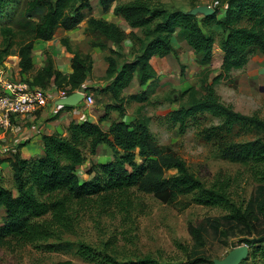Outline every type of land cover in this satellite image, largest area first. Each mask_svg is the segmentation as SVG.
I'll return each instance as SVG.
<instances>
[{
  "label": "trees",
  "instance_id": "obj_1",
  "mask_svg": "<svg viewBox=\"0 0 264 264\" xmlns=\"http://www.w3.org/2000/svg\"><path fill=\"white\" fill-rule=\"evenodd\" d=\"M11 1L0 0V15L9 12ZM216 1L225 8L222 17L219 6H214L215 11L206 15L162 8L151 0H98L100 14L87 18L86 30L102 32L104 38L117 46L126 38L133 44L130 55L109 48L106 78L111 81L106 86L96 87L95 91L110 93L113 100L123 103V90L135 74L141 84L157 75L151 63L154 54L175 52L172 39L177 30L179 39L193 48L198 62L210 65L216 41L212 25H220L224 30L219 41L224 51L220 72L209 80L211 68L202 70L200 86L190 87L186 91L188 101L166 116L173 124L179 123L181 131L199 113L219 117L220 122L204 128L202 135L214 141L225 158L244 164L259 182L264 183V117L258 112L249 114L235 109L217 91V84L233 70L244 68L257 50L264 54V0ZM29 4L33 11L43 10L40 21L22 31L17 39L8 38L7 45L0 49V65L13 54L11 48L16 44L20 72L32 75V79H23L43 89L53 80L59 89H67L70 95L91 75L92 56H82L71 48L66 38L63 39L73 52L72 72L63 73L51 57L46 58L44 66L37 68L33 62V48L37 39H51L57 25L65 29L78 26L85 20L84 10L92 8L91 0H30ZM112 9L124 17L132 29L139 28L141 32H128L102 16ZM3 31L13 32L10 26ZM93 44L108 47L104 41H93ZM150 119L131 122L115 119L108 130L90 120L71 122L66 133L44 134L45 149L39 158L26 159L17 152L10 160L15 189L0 179V206L6 208L0 225V247L23 248L51 239L62 240L78 225L80 210L91 203L97 204L106 214L143 212L145 203L138 192L153 193L165 202L178 194H191L197 203L227 209L232 218L241 223L251 221V212L232 197L228 182L206 184L180 154L158 144ZM236 127L255 132L257 136L238 141L229 138ZM102 146L109 147L116 159L94 164L89 169V174L95 172L93 176L82 179L78 166L89 155L98 154ZM137 154L143 157L142 162L136 161ZM169 169L176 171L167 174ZM191 229L194 235L199 234L198 228L191 225ZM260 249L264 255V247ZM258 251L259 248L255 249L251 255H257ZM78 253L91 261L100 259L108 264H171L152 256L121 261L108 250L88 242L79 243ZM54 264L71 262L61 260Z\"/></svg>",
  "mask_w": 264,
  "mask_h": 264
},
{
  "label": "rangeland",
  "instance_id": "obj_2",
  "mask_svg": "<svg viewBox=\"0 0 264 264\" xmlns=\"http://www.w3.org/2000/svg\"><path fill=\"white\" fill-rule=\"evenodd\" d=\"M92 1V8L85 9L89 16L98 15L95 14L99 8L98 2ZM151 1L162 8L184 11L195 10L204 5L213 8L219 6L220 13L225 10L216 0ZM29 2L30 0H12L9 12L0 15V49L7 45L8 38L17 39L22 31L40 21L43 10L33 11ZM8 26L13 30L9 34L3 31ZM212 28V33L219 42L224 30L218 24L212 25ZM138 30L141 32V29ZM86 34L93 35L90 40L93 43L94 32L86 30ZM65 38L70 45L67 37H62V44L66 45L63 41ZM11 49L13 54L7 57L4 65L8 64L10 58H14L13 55H17V45H12ZM177 51L180 54L182 51L187 52L185 48H178ZM214 52L211 73L218 70L223 61L222 48L216 46ZM34 57L37 58L35 55ZM175 57L173 63L179 65L181 62ZM181 67L184 68L182 64ZM168 84L156 89L148 87L149 99L146 106L158 144L180 154L190 169L206 184L228 182L232 197L243 205V209L251 212V221L241 223L233 219L227 209L197 203L191 194H178L171 201L165 202L153 193L138 192L145 203L143 212L127 214L116 211L106 214L101 212L97 204L91 203L80 210L78 225L72 233L65 234L62 240L51 239L23 248L0 247V264H54L61 260H69L71 264H108L100 259L91 261L82 257L78 253L80 242L106 249L121 261L152 256L171 264H213L225 259L234 248L246 246L251 253L242 264H264L263 251L260 249L264 247V183L259 182L244 164L225 158L215 142L208 141L202 135L204 128L220 122L219 117L207 112L199 113L189 120L184 131L180 130L179 123L173 124L166 115L187 102L189 94H186L187 90H171ZM217 91L235 109L249 114L258 112L264 117V54L257 50L244 68L233 70L230 76L217 84ZM255 136V132L236 127L228 137L238 141ZM115 159L114 152L107 146H102L98 154L89 155L87 162L78 166L81 170L80 177L91 178L95 172L89 174V169L94 164ZM142 160L143 157L137 154L136 161ZM175 171L169 169L166 173ZM7 183L10 184L11 180ZM1 223L2 221L0 225ZM191 225L198 228L197 236L192 233ZM257 248L258 254L251 255Z\"/></svg>",
  "mask_w": 264,
  "mask_h": 264
},
{
  "label": "crops",
  "instance_id": "obj_3",
  "mask_svg": "<svg viewBox=\"0 0 264 264\" xmlns=\"http://www.w3.org/2000/svg\"><path fill=\"white\" fill-rule=\"evenodd\" d=\"M91 3L93 4L92 0ZM95 9H97V6H95ZM224 13L225 10L222 13L219 12V16L222 17ZM95 14H100L99 8ZM102 16L118 23L128 32L135 30L139 33V28L132 29L127 24L124 17L117 15L113 9L104 13ZM88 17L89 14L86 15L85 13L86 21H84L86 23L83 25L80 23L73 29H65L63 26L57 25L52 38L49 40L38 39L33 48V62L35 66L39 68L46 64L47 57H51L57 69L61 70L63 73H71L73 52L69 51L67 45L61 42L62 37L69 38L70 45L74 47V50L80 51L82 56L90 54L94 61L92 74L84 82L83 86L75 91H82L84 94H93L96 101L93 104H88L84 96V98L76 104H60L59 100L65 95L62 96V89H59L52 80L47 87L49 96L46 106L26 114L15 116L13 127L9 130L0 132V179L8 187L15 189L13 169L10 161L11 158H13L17 152L26 159H37L42 156L45 149L43 140L44 134L53 132L66 133L71 122L82 123L86 120H90L98 122L102 128L108 130L112 121L115 119L123 118L128 122L136 119L144 120L148 117V107L146 106L149 99L148 87H154L156 89L157 87L164 86L165 83H169L168 88L171 90L178 88L184 92L193 85L200 86L202 83L201 77L199 76L200 72L208 66L212 68L213 59L210 65H202L199 63L193 48L185 40L179 39L177 30L172 39L175 52L167 55L154 54L151 58V63L157 71V75L146 83L141 84L138 74H135L132 81L123 90V103L113 100L110 93H96L95 91L96 87L106 86L111 81V79L105 78L108 68L106 56L109 54L110 47L117 48L123 54L130 55L133 42L130 38H126L121 42L120 46H117L113 41L104 38L102 32L96 31L94 32V40L104 41L107 43L108 47L102 48L99 45H93V43H90L93 35L88 36L86 34ZM216 46L221 49L217 40L213 46V58ZM178 48H185L187 52L185 53V51H182L180 54L177 51ZM34 55L37 56L36 59ZM13 56L14 58H10L11 60L8 61V64L0 65V73H4L13 78L32 79L31 74L20 72L19 56ZM175 56H177L181 62L179 65H174L173 63V57ZM181 64L184 68L181 67ZM221 65L218 70H214L210 73L209 80L220 72ZM171 80H173V83H170ZM86 162L87 161H85V163ZM78 170L81 172L80 169ZM9 180H11L10 184L7 183ZM5 215L6 208L2 205L0 206V222L2 221L3 223Z\"/></svg>",
  "mask_w": 264,
  "mask_h": 264
},
{
  "label": "built area",
  "instance_id": "obj_4",
  "mask_svg": "<svg viewBox=\"0 0 264 264\" xmlns=\"http://www.w3.org/2000/svg\"><path fill=\"white\" fill-rule=\"evenodd\" d=\"M67 89H62V96ZM48 91L32 85L23 78H13L0 73V132L13 127L15 116L44 107L48 103ZM88 104L95 102L93 94H85Z\"/></svg>",
  "mask_w": 264,
  "mask_h": 264
},
{
  "label": "water",
  "instance_id": "obj_5",
  "mask_svg": "<svg viewBox=\"0 0 264 264\" xmlns=\"http://www.w3.org/2000/svg\"><path fill=\"white\" fill-rule=\"evenodd\" d=\"M215 11L213 7L210 6H201L191 12L198 13L203 12L206 15L212 14ZM85 94L82 91H75L70 95L62 97L59 102L63 105H72L78 103L84 98ZM250 255V249L246 246H238L230 251L228 256L223 259L214 262L213 264H240L243 260H246Z\"/></svg>",
  "mask_w": 264,
  "mask_h": 264
},
{
  "label": "clouds",
  "instance_id": "obj_6",
  "mask_svg": "<svg viewBox=\"0 0 264 264\" xmlns=\"http://www.w3.org/2000/svg\"><path fill=\"white\" fill-rule=\"evenodd\" d=\"M67 96V95H66Z\"/></svg>",
  "mask_w": 264,
  "mask_h": 264
}]
</instances>
